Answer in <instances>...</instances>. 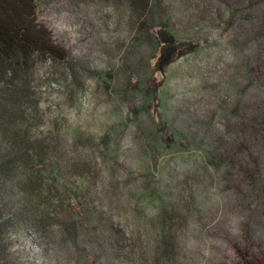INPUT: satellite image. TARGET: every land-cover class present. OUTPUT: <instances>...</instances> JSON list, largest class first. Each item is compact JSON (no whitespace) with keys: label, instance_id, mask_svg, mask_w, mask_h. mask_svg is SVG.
<instances>
[{"label":"rangeland","instance_id":"obj_1","mask_svg":"<svg viewBox=\"0 0 264 264\" xmlns=\"http://www.w3.org/2000/svg\"><path fill=\"white\" fill-rule=\"evenodd\" d=\"M260 1L232 18L215 0H167L166 50L134 43L123 5L47 8L56 35L95 74L76 87L61 67L36 64L45 130L59 129L61 151L92 171L82 186L69 175L62 210L78 230L17 236L12 264H154L161 214L177 207L176 252L159 264H240L235 246L264 252V149H231L227 165L203 153L234 136L230 123L243 114L264 111V78L249 76L264 65ZM99 217L122 230L126 252L96 229Z\"/></svg>","mask_w":264,"mask_h":264},{"label":"trees","instance_id":"obj_2","mask_svg":"<svg viewBox=\"0 0 264 264\" xmlns=\"http://www.w3.org/2000/svg\"><path fill=\"white\" fill-rule=\"evenodd\" d=\"M54 1L57 0H0V264H12V247L16 237L23 233L43 240L54 228L64 234L78 230L76 221L64 215L65 210H62L64 197L67 198L65 192L69 190V175L81 176L82 186L88 183L92 171L87 161L76 156L71 160L61 151L63 140L59 129L45 130L41 99L35 89V67L39 61L61 67L65 80L76 87L82 84L84 75L95 74L89 61L70 49L49 24L46 12ZM67 1L78 9L93 0ZM104 1L125 7L134 43L148 42L166 50L169 45L166 43L172 40L169 38L172 17L167 0ZM215 1L232 18L237 12L250 13L261 2ZM261 68V72L255 71L249 76L264 78V65ZM230 126L229 132L234 136L218 137L214 148L203 152L205 160L212 164L215 160L228 164L231 149L248 155L252 154L253 143L264 149L263 110L243 114ZM251 165L258 167V162L253 161ZM246 178L252 180L254 177L248 175ZM260 179L254 181L257 188ZM81 190L76 194H81L82 198L85 192L83 194L84 190ZM178 209L171 208L161 214L163 226L156 249L158 259L154 264L174 258ZM94 223L96 229L108 233L118 250L127 251L128 243L118 226L103 217L95 218ZM235 247L240 264H264V252L254 254L251 246Z\"/></svg>","mask_w":264,"mask_h":264}]
</instances>
